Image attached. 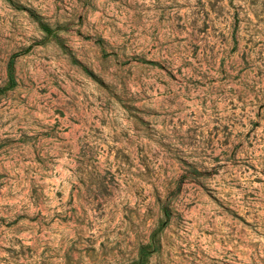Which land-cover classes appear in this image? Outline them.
<instances>
[{
  "label": "rangeland",
  "instance_id": "obj_1",
  "mask_svg": "<svg viewBox=\"0 0 264 264\" xmlns=\"http://www.w3.org/2000/svg\"><path fill=\"white\" fill-rule=\"evenodd\" d=\"M0 264H264V0H0Z\"/></svg>",
  "mask_w": 264,
  "mask_h": 264
}]
</instances>
